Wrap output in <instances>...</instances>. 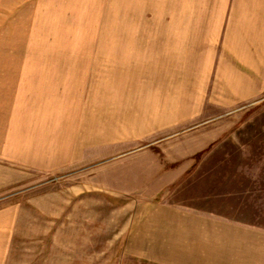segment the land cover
I'll use <instances>...</instances> for the list:
<instances>
[{
    "label": "rangeland",
    "instance_id": "obj_1",
    "mask_svg": "<svg viewBox=\"0 0 264 264\" xmlns=\"http://www.w3.org/2000/svg\"><path fill=\"white\" fill-rule=\"evenodd\" d=\"M6 98L42 163L0 191V264H154L160 207L264 230V0H0Z\"/></svg>",
    "mask_w": 264,
    "mask_h": 264
},
{
    "label": "crops",
    "instance_id": "obj_2",
    "mask_svg": "<svg viewBox=\"0 0 264 264\" xmlns=\"http://www.w3.org/2000/svg\"><path fill=\"white\" fill-rule=\"evenodd\" d=\"M6 100H0V110L6 107ZM1 117L0 113V191H3L16 183V178L24 177V168L40 170L42 158H9L7 124ZM30 152L36 150L27 149ZM18 173L20 177H16ZM144 223V241L148 244L151 240L145 260L154 264H264V230L253 228L254 225L207 213L192 216L172 207L157 208L147 215Z\"/></svg>",
    "mask_w": 264,
    "mask_h": 264
}]
</instances>
